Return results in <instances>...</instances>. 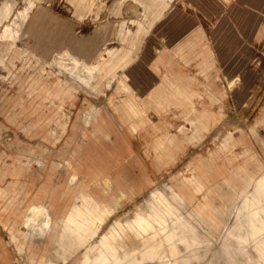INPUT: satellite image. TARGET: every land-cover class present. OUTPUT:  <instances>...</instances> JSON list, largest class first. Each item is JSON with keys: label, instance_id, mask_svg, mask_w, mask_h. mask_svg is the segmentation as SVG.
<instances>
[{"label": "rangeland", "instance_id": "obj_1", "mask_svg": "<svg viewBox=\"0 0 264 264\" xmlns=\"http://www.w3.org/2000/svg\"><path fill=\"white\" fill-rule=\"evenodd\" d=\"M8 1L22 11L29 0H0V22ZM30 1L13 43L0 37V264H201L175 234L182 221L208 244L206 255L226 231L227 243L246 241L235 264H264L257 216L235 212L247 183L264 175L258 10L232 15L224 28L222 0ZM37 11L45 16L33 36ZM121 23L133 45L120 39ZM62 30L58 46L89 62L97 54L79 45L105 57L104 48L132 47L141 60L117 68L123 84L80 83L56 63L58 46L39 48L38 36L49 44ZM223 40L241 47L240 71L224 67ZM78 190L86 193L69 223ZM39 201L53 221L66 212L52 233L23 224ZM243 224L250 231L238 237Z\"/></svg>", "mask_w": 264, "mask_h": 264}, {"label": "crops", "instance_id": "obj_2", "mask_svg": "<svg viewBox=\"0 0 264 264\" xmlns=\"http://www.w3.org/2000/svg\"><path fill=\"white\" fill-rule=\"evenodd\" d=\"M139 2L140 0H135ZM200 0H195V2H199ZM207 3L210 2L211 0H205ZM264 0L260 2L258 5L259 7H255L256 1L252 4V0H234L233 2L229 3L228 5V0H222V9H221V14H222V19L223 23L222 26L225 28L227 26V21L229 18H231L232 15H235V17L243 18L246 14H251L255 13L257 10L258 12L256 13L257 15L260 16V20H256V23L259 22H264V18H261L262 15H264ZM4 2V1H3ZM0 4V7L2 3ZM84 3V0H78V5H82ZM33 2L32 1H25V7L24 9L13 11V3L8 1L7 9H6V15L4 18L1 20L0 24L3 22H6L7 20H11V23H8L4 29L1 30L0 37L1 38H6L8 40H11L10 44L13 43L14 39L16 38V35L18 33L19 28L22 26L28 10L32 7ZM157 11L160 13L161 10ZM243 15V16H242ZM43 11H37L35 14V19L34 23H32L31 31L33 36L40 35L39 33V27L41 26L40 23L42 19L44 18ZM9 20V21H10ZM13 21V23H12ZM259 21V22H258ZM123 23H121L119 33H120V39L124 42H128L131 45H133L134 39L132 37L127 36L128 32L130 30H125L123 32ZM140 28V23L138 22V27L136 30ZM64 34V36H62ZM50 35V34H49ZM66 32L64 30L61 31V34H58L56 36H51L50 37V42L49 44H45L43 40L41 41V38H45V35L41 34V36H38L37 39L40 42L39 43V48H41L43 53H47L50 49L51 46L55 45L58 46L59 42L66 37ZM220 43V54L223 55L225 58L224 61V67L226 68H234L236 67L235 71L232 73L240 71L242 68L243 64L245 61H243V55L241 52V47L236 46L235 42L229 43L228 40H223L219 41ZM54 46V47H55ZM62 46H58L56 50H58L57 54H55V61L56 63L67 70L70 75L74 77V80L79 81L80 83H85V84H91V80L94 78H108V82L112 80L113 78H117L120 83L123 84V78L124 72L121 74L117 73V68H124L128 65V63H139L141 58L140 55H137V51L132 54V47H125V46H120L118 48L114 47H107L104 48L105 51H107V57H105L102 53L103 49H94L90 48L88 45H79L80 51L85 53L84 56H88L91 54L93 56L94 54H97V58L91 62L87 61L82 55V57H79L75 54H72L70 51L67 49H62ZM229 55V56H228ZM238 64L239 67H237ZM75 70L77 71V75L74 74ZM76 73V72H75ZM124 86V85H123ZM70 88V87H69ZM125 90L127 89L125 86L123 87ZM133 108L132 106H130ZM251 178L247 177L246 181H251ZM246 182V183H247ZM248 185L251 186V189L248 190L247 193L241 196V200L239 203V206L236 207V211L242 212V216L246 214H254L257 216L256 218V223H255V228H262L261 232L257 234V236H263L264 235V175L258 177L255 179L254 182H248ZM246 189V186H241L240 190H238L239 194H242L243 191ZM86 193V191L83 190H78V192L72 197V199L69 200L68 202V210L72 206V210L70 211L69 215L71 214V220L69 223H73L75 221V216L78 213L79 206L77 203H75L77 197L81 194ZM179 197H181L180 193L176 192ZM36 206H43L45 207V212L42 214L37 213L36 219L33 221H28V215L32 208ZM66 214L63 213L58 220H54L52 218V214L50 209L45 205V202L39 201L33 204H30L28 207V213L25 215L23 219V224L27 226L28 228L31 229L32 232L37 233H43L44 231H50L51 233L55 229H59L61 226L59 225L62 223V218ZM53 222V223H52ZM250 231V226L247 224H243L240 226V228L235 231L236 235L238 236H247L248 232ZM226 233V231H225ZM224 235L222 236V240L219 242V244H226L227 242L230 241H224ZM236 243L239 245L244 246L246 241L237 242ZM56 243V241H54ZM264 251V248H261ZM262 257L264 258V252L261 253Z\"/></svg>", "mask_w": 264, "mask_h": 264}, {"label": "bare ground", "instance_id": "obj_3", "mask_svg": "<svg viewBox=\"0 0 264 264\" xmlns=\"http://www.w3.org/2000/svg\"><path fill=\"white\" fill-rule=\"evenodd\" d=\"M44 211L45 210H43L42 207H39L35 210V212L33 213V216H37V213L42 214ZM156 212H157V209L154 208L152 213L155 214ZM163 217L167 218V215L165 214ZM177 221H179V217H178V220H174L173 222L168 224L167 227L173 226ZM237 227L239 228V225ZM195 233L196 231L194 227H191L185 221L181 222L180 229L176 230L175 232L176 235L183 236L185 238V241L188 244L187 251L196 253V257L202 259L201 264H219L220 260H222L224 264H235L236 263V260L238 257L237 255H239L238 252L241 251V245H239L236 242H232L230 244L229 243L219 244V246H217L216 249L211 250L210 254L206 255L207 254L206 247L208 246V244L202 241L201 243L197 239L198 236H196ZM201 247L202 249H200Z\"/></svg>", "mask_w": 264, "mask_h": 264}]
</instances>
